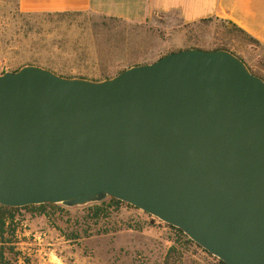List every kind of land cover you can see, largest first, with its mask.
<instances>
[{
	"label": "water",
	"instance_id": "95a60500",
	"mask_svg": "<svg viewBox=\"0 0 264 264\" xmlns=\"http://www.w3.org/2000/svg\"><path fill=\"white\" fill-rule=\"evenodd\" d=\"M111 197L225 264H264V80L201 49L102 81L0 75V206Z\"/></svg>",
	"mask_w": 264,
	"mask_h": 264
},
{
	"label": "rangeland",
	"instance_id": "374dc122",
	"mask_svg": "<svg viewBox=\"0 0 264 264\" xmlns=\"http://www.w3.org/2000/svg\"><path fill=\"white\" fill-rule=\"evenodd\" d=\"M188 49H224L264 80V45L228 21L209 19L163 30L152 18L133 24L89 12L23 13L0 0V75L37 65L68 78L102 81ZM60 206V205H58ZM88 207L16 213L7 258L18 264H218L176 230L128 205L92 221ZM178 253L166 260L169 249Z\"/></svg>",
	"mask_w": 264,
	"mask_h": 264
},
{
	"label": "crops",
	"instance_id": "0c3cea01",
	"mask_svg": "<svg viewBox=\"0 0 264 264\" xmlns=\"http://www.w3.org/2000/svg\"><path fill=\"white\" fill-rule=\"evenodd\" d=\"M23 13L89 12L133 24L152 18L174 31L209 19H222L264 45V0H18Z\"/></svg>",
	"mask_w": 264,
	"mask_h": 264
},
{
	"label": "trees",
	"instance_id": "16d2710c",
	"mask_svg": "<svg viewBox=\"0 0 264 264\" xmlns=\"http://www.w3.org/2000/svg\"><path fill=\"white\" fill-rule=\"evenodd\" d=\"M218 50H224V49H218ZM122 205H128L131 207V205L111 197L101 203L90 204L86 209L88 210L89 216L92 219V221L99 222L100 220L109 218L111 213L113 211L119 210L122 207ZM47 208H60V206L51 203L41 204L37 206H26L23 208H10V207L0 206V264H18L19 261L18 259L11 260L7 258V251H9V253H13V251L15 250V248H7V245L12 244V241L10 239H7L6 236L7 235L11 236L14 235L15 233V229L13 227L17 219L16 213L20 210H32V211H39L41 214H44L45 213L44 211ZM170 227L176 230L181 236L185 237L189 243H192L197 247L201 248L200 246L195 244L186 234H184L183 231L174 228L172 226ZM202 250L210 257L215 259L218 262V264H225L216 257L210 255L204 249ZM176 253H178V249L177 246L174 245L168 251L166 257L167 263L171 259V257Z\"/></svg>",
	"mask_w": 264,
	"mask_h": 264
}]
</instances>
